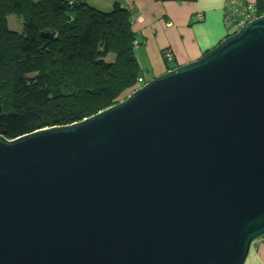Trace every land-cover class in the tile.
Listing matches in <instances>:
<instances>
[{
    "label": "water",
    "instance_id": "obj_1",
    "mask_svg": "<svg viewBox=\"0 0 264 264\" xmlns=\"http://www.w3.org/2000/svg\"><path fill=\"white\" fill-rule=\"evenodd\" d=\"M263 237L264 16L96 116L0 136V264H246Z\"/></svg>",
    "mask_w": 264,
    "mask_h": 264
},
{
    "label": "trees",
    "instance_id": "obj_2",
    "mask_svg": "<svg viewBox=\"0 0 264 264\" xmlns=\"http://www.w3.org/2000/svg\"><path fill=\"white\" fill-rule=\"evenodd\" d=\"M108 1L103 12L83 0H0V136L13 141L82 122L138 84L134 15ZM253 2L264 16V0ZM13 16L20 32L10 27ZM166 54L168 72L177 69Z\"/></svg>",
    "mask_w": 264,
    "mask_h": 264
},
{
    "label": "crops",
    "instance_id": "obj_3",
    "mask_svg": "<svg viewBox=\"0 0 264 264\" xmlns=\"http://www.w3.org/2000/svg\"><path fill=\"white\" fill-rule=\"evenodd\" d=\"M83 1L88 3L95 1L96 6L105 11L113 7L112 2L108 0ZM249 1L254 3V0ZM120 2L134 15L136 53L145 82L168 72L166 52L173 54L171 65L178 68L199 60L231 33L232 28L225 23V0L195 2L120 0ZM145 71L148 76L145 75ZM246 264H264V237L253 244Z\"/></svg>",
    "mask_w": 264,
    "mask_h": 264
},
{
    "label": "built area",
    "instance_id": "obj_4",
    "mask_svg": "<svg viewBox=\"0 0 264 264\" xmlns=\"http://www.w3.org/2000/svg\"><path fill=\"white\" fill-rule=\"evenodd\" d=\"M224 15L226 25L231 28H243L248 23L259 18V16L254 14V3L249 0H225ZM166 56L169 60H173L171 52H167ZM146 84L147 82L145 83L143 78L139 79V86Z\"/></svg>",
    "mask_w": 264,
    "mask_h": 264
},
{
    "label": "rangeland",
    "instance_id": "obj_5",
    "mask_svg": "<svg viewBox=\"0 0 264 264\" xmlns=\"http://www.w3.org/2000/svg\"><path fill=\"white\" fill-rule=\"evenodd\" d=\"M105 2H107L106 0H103ZM90 4L96 6L97 4L95 3V1H90ZM98 7V6H96ZM101 10H103V8H100ZM105 9V8H104ZM103 12H105V10H103ZM10 27L12 30H15V31H18L20 32L19 30H21L20 28L22 27V23L21 22H18V20L13 16V17H10ZM236 30V28H232L230 30L231 33H233L234 31ZM138 58V57H137ZM139 60V59H138ZM143 72V70H142ZM145 75L148 76V74L146 73L145 71ZM146 83V82H145ZM145 85H142V86H139L138 84H136V86L130 91V92H127L125 93L120 99H119V102H122L124 100H126L128 97H130L134 92H136L137 90L143 88Z\"/></svg>",
    "mask_w": 264,
    "mask_h": 264
},
{
    "label": "clouds",
    "instance_id": "obj_6",
    "mask_svg": "<svg viewBox=\"0 0 264 264\" xmlns=\"http://www.w3.org/2000/svg\"><path fill=\"white\" fill-rule=\"evenodd\" d=\"M260 18V17H259ZM148 83V82H147Z\"/></svg>",
    "mask_w": 264,
    "mask_h": 264
}]
</instances>
